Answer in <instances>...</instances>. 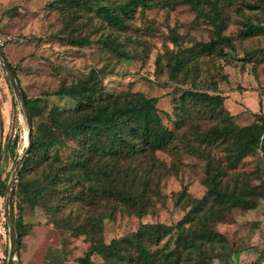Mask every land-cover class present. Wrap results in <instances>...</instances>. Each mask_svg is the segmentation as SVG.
Listing matches in <instances>:
<instances>
[{
    "label": "rangeland",
    "instance_id": "1",
    "mask_svg": "<svg viewBox=\"0 0 264 264\" xmlns=\"http://www.w3.org/2000/svg\"><path fill=\"white\" fill-rule=\"evenodd\" d=\"M66 2L0 0V22L8 36L4 50L11 63L22 69L27 94L45 98L44 113L55 105L74 108L73 97L56 91L62 84L88 78L91 72L103 86L101 96L138 91L158 97L163 124L173 134L165 148L142 158L137 184L142 186L144 168L150 170L142 215L101 191L96 203H85L86 199L57 204L61 197L57 189L44 205L19 207L20 169L14 209L15 217L24 222L25 236L15 264H80L77 258L91 247V237L72 227L85 223L92 233L93 221L99 223V247L119 239L118 255L94 253V264H141L145 248L152 257L149 264H203L208 256L213 257L210 264H264L263 152L253 148L231 165L226 142L210 141L207 136L209 128L224 124L225 109L213 110L189 94L182 98L188 89L220 92L237 127L255 121L256 112L264 113V33H244L245 20L264 22V0L223 3L224 33L232 38L233 48L221 43L203 47L216 37L215 25L198 15L188 1L139 5L128 28L114 30L128 52L125 59L100 41L111 28L95 10L69 2L66 6ZM200 4L212 10L210 0ZM68 35L89 36L91 42L75 45L66 41ZM175 35L191 59L188 66L197 65L188 73L178 68L172 75L178 48ZM191 46L199 49L195 61ZM26 129V117L0 62V190L2 182L7 184L0 195V264H7L10 253L6 196L16 160L27 145ZM66 141L63 152L71 154L76 142ZM208 170L219 175L222 191L251 197L256 205L220 202L209 192ZM32 176L33 171L25 174V178ZM155 222L177 225L179 232L160 239L136 235L145 223Z\"/></svg>",
    "mask_w": 264,
    "mask_h": 264
},
{
    "label": "trees",
    "instance_id": "2",
    "mask_svg": "<svg viewBox=\"0 0 264 264\" xmlns=\"http://www.w3.org/2000/svg\"><path fill=\"white\" fill-rule=\"evenodd\" d=\"M64 1H67L66 6L70 3L95 10V13L100 15L111 28L105 36L100 38V41L124 59L129 57L128 52L122 47L118 33L114 30L127 29L139 5L152 7L160 2V0ZM184 1H188L198 15L208 18L215 25L216 37L210 43H204L203 47L209 48L213 43H221L232 48L235 46L230 35L224 33L227 18L223 15V3L226 0H210L211 11L204 9L200 0ZM245 25L246 35L264 33V22L247 19ZM173 39L178 48L174 55L175 64L172 75L176 74L178 68H184L188 73L197 65L194 64L192 68L188 66L191 59L183 53L180 36L175 35ZM66 41L75 45H85L91 42V38L68 35ZM1 47L4 49V45ZM190 51L194 61L197 60L199 49L191 46ZM11 64L21 81L22 69ZM102 89L98 75L91 72L88 78L70 85L62 84L56 93L73 97L76 101L75 107L66 110L55 105L47 113H44L45 98L31 97L24 89L33 120V143L21 166L22 181L18 183L16 190L19 207L27 204L32 207L44 205L51 191L58 189L61 197L60 201H56L57 204L86 199L88 201L85 203L90 204V201L96 203L97 193L101 191L107 198H113L124 205H132L135 207L134 212L138 214L142 215L146 212V203L142 200L147 196L144 191L150 183L148 178L150 170L144 168L142 186L137 184L143 165L142 158L165 148L173 130L163 124L158 97L147 96L138 91L101 96ZM188 94L203 101L213 110L225 109L224 124H215L206 133L207 136L210 134L208 136L210 141L226 142L231 165L253 148L262 150L264 162V113L256 112L255 121L237 127L233 121L234 114L224 106L223 94L188 89L182 98L185 99ZM18 139L19 135L16 134L12 142L14 149ZM67 139L76 142L71 154L63 152L67 147ZM29 171H33V176L25 178V174ZM218 177L217 173L210 172L208 181L210 194L220 202L248 207L256 205V201L251 197L238 194L233 190L222 191ZM6 187L7 184L2 182L0 195L5 194ZM15 221L20 246L25 236L21 232L24 222L19 217H15ZM98 225V221H93L92 233L85 223L72 227L91 237V247L84 256L77 258L80 264H94L92 259L94 253L104 254L106 257L111 254L118 255V238H113L110 243L99 247ZM176 228L177 225L163 222L145 223L136 235L139 238L144 234L148 238L155 236L160 239L173 231L178 233L179 230H175ZM220 256L221 254H217L215 257ZM151 261L152 257L145 248L140 262L149 264ZM212 261L213 257L208 256L203 260V264H210ZM18 264H22L21 261Z\"/></svg>",
    "mask_w": 264,
    "mask_h": 264
},
{
    "label": "water",
    "instance_id": "3",
    "mask_svg": "<svg viewBox=\"0 0 264 264\" xmlns=\"http://www.w3.org/2000/svg\"><path fill=\"white\" fill-rule=\"evenodd\" d=\"M0 62L2 63V66L6 71L7 77L20 103L21 110L26 117L27 126H28V142L24 152L16 160L14 169L12 171V175L8 183V192L6 196L7 218L9 223V235H10V253L7 264H15L16 254L19 249V243H18V235H17V228L15 221L14 197L16 190V182L20 174L22 163L26 155L29 153V150L33 143V138H32L33 120L27 102L26 92L24 90V87L19 79V76L17 75L15 69L11 64V61L9 60L7 54L5 53L4 49L1 46H0Z\"/></svg>",
    "mask_w": 264,
    "mask_h": 264
},
{
    "label": "built area",
    "instance_id": "4",
    "mask_svg": "<svg viewBox=\"0 0 264 264\" xmlns=\"http://www.w3.org/2000/svg\"><path fill=\"white\" fill-rule=\"evenodd\" d=\"M7 40H8V36L6 35L4 31L3 24L0 22V46L5 45Z\"/></svg>",
    "mask_w": 264,
    "mask_h": 264
},
{
    "label": "bare ground",
    "instance_id": "5",
    "mask_svg": "<svg viewBox=\"0 0 264 264\" xmlns=\"http://www.w3.org/2000/svg\"><path fill=\"white\" fill-rule=\"evenodd\" d=\"M25 139H26L27 142H28V129H26V131H25Z\"/></svg>",
    "mask_w": 264,
    "mask_h": 264
},
{
    "label": "crops",
    "instance_id": "6",
    "mask_svg": "<svg viewBox=\"0 0 264 264\" xmlns=\"http://www.w3.org/2000/svg\"><path fill=\"white\" fill-rule=\"evenodd\" d=\"M10 60V59H9Z\"/></svg>",
    "mask_w": 264,
    "mask_h": 264
}]
</instances>
